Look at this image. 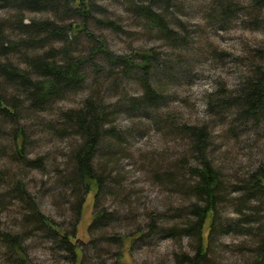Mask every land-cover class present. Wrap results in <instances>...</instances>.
I'll list each match as a JSON object with an SVG mask.
<instances>
[{
	"label": "rangeland",
	"instance_id": "obj_1",
	"mask_svg": "<svg viewBox=\"0 0 264 264\" xmlns=\"http://www.w3.org/2000/svg\"><path fill=\"white\" fill-rule=\"evenodd\" d=\"M94 1L99 6L93 13L96 19L112 24H97L92 19L88 29L104 37L113 53L131 56L141 49L160 56L149 77L158 99L130 107L132 98L144 94L140 70L134 68L116 80L119 69L98 56L95 63L106 72L87 65L81 90L65 94L33 118L24 115L22 121L29 127L27 161L17 159L12 126L0 120V264H71L53 237L27 221L30 209L15 195L14 183L22 182L39 210L60 223L63 231H71L78 198L61 185L58 172L65 168L78 140L73 132H62L61 113L81 107L87 98L110 104L114 114L109 125H114L120 138L104 141L98 161L100 171L108 177L102 198L96 206L89 197L77 221L78 244L85 248L94 240L86 264H98L100 252L106 264H189L196 241L187 232L169 234L171 229L186 231L193 219L188 209L196 196L184 192L192 186L191 169L198 164L188 127L208 130V155L222 181L209 264H255L257 248L264 241V234L258 235L264 233V198L252 197L242 205L239 200L244 182L264 163V124L256 127L238 120L235 107H220L218 101L239 89L252 75L255 62L264 64L260 56L264 53V18L253 12L251 0H231L236 10L225 20L220 0H173L170 11L163 0ZM142 5L164 14L174 37L148 27L135 11ZM20 19L25 24L51 19L61 25L81 20L64 9L61 15L32 12L0 0V37L5 41L6 57L21 67H26V56L45 53L51 47L59 53L66 47L74 55L90 53L92 43L82 32L78 37L72 33L64 43L53 40L17 50L14 44L27 37L20 29ZM107 147L111 150L103 152ZM101 209L114 217L91 230L92 216ZM153 222L160 227L155 232ZM4 234L22 236L27 262L8 249ZM131 239L130 253L120 254L124 240Z\"/></svg>",
	"mask_w": 264,
	"mask_h": 264
},
{
	"label": "trees",
	"instance_id": "obj_2",
	"mask_svg": "<svg viewBox=\"0 0 264 264\" xmlns=\"http://www.w3.org/2000/svg\"><path fill=\"white\" fill-rule=\"evenodd\" d=\"M163 1L167 3L165 5L166 10L170 11L173 7L171 4L173 0ZM221 1L220 11L222 19L225 20L231 16L236 7L232 6L231 0ZM7 4L20 10L52 11L56 12L57 15H61L64 9L67 15L75 16L81 20L79 23L61 25L51 19L33 20L29 24H25L20 19V29L27 37L14 44V48L17 50L28 47L37 48L48 42H53V40L64 43L68 41L72 33L78 37L80 32L86 34L92 43L88 55H74L70 53L69 47L61 49L62 51L59 53L58 50L51 47L45 53L26 56V67H21L6 57L5 41L4 39L1 41L0 37V120L12 126V138L17 149L18 160L27 161L25 151L29 127L22 121L25 120L24 115L27 118H33L37 114L36 112L44 110L55 100L64 97L65 94L81 90L87 77L85 73L87 65L92 64L97 72H106L105 67L96 65L95 59L98 56H102L110 65L119 69V75H114L116 80L129 75L134 68L140 70L144 94L141 98H132L128 103L130 107L135 108L142 103L157 101L158 96L150 87L149 77L153 67L157 66L160 56L152 50L141 49L135 50L131 56L113 53L108 48L104 37L97 36L88 29L89 20L92 19L95 20L92 21L93 23L112 24V21L96 19L93 13L99 6L94 0H7ZM251 9L260 15L259 19L264 18V0H251ZM135 11L137 16L145 19L148 27L158 28L165 35L174 37V32L170 30L164 14L158 13L149 5L137 6ZM260 56L264 59V53H261ZM135 59H138L139 62L135 63ZM252 68V75L243 80L239 89L235 93L232 92V95H225L226 97L218 101V104L223 108L235 107V116L238 120L258 127L264 124V64L259 65L255 62ZM9 87L13 88L14 92H9ZM113 112L114 110L110 109V104L106 100L98 98L96 101L87 98L81 107H72L63 110L61 113L65 125V131L62 132L71 131L77 135L78 140L71 150L65 168L60 174L58 172L61 185L78 198L73 205L76 219L70 232L63 231L60 223L56 224L53 219L39 210L36 201L27 195L25 185L22 182L14 183L15 195H18L30 209L27 221H31L35 225V229L38 228L53 237V241L67 252L71 264H86L90 260L88 253L94 244L92 243L94 240H91L85 248L78 244L77 221L81 220L83 208L89 197H93L97 206L105 189L104 186L108 177L100 171L99 166L102 163L99 165L98 161L104 141L110 138H120V133L116 131L114 125H109ZM187 131L192 138V152L198 164L191 169L195 180L192 186H188L184 192L187 195L192 193L193 196H196L195 201L190 203L188 209L193 219L187 223L186 231L160 230L169 232V234L187 232L189 236L194 238L197 245L195 254L189 255L187 262L189 264H209L211 238L217 231L216 225L218 226L219 222L222 181L219 170L208 155L210 142L208 130L206 128L188 127ZM107 150L110 151V147L105 148L103 152ZM34 163L40 164L38 160ZM241 190L243 191L242 199L239 200L241 205L247 203L252 197L264 198V163H261L250 178L244 182ZM112 217H114V213H109L106 209L95 212L92 216L90 229L104 226V223L111 220ZM154 222L151 224V228L155 232L160 227ZM4 239L8 249L21 260L27 262L25 250L22 247V236L4 234ZM132 244V239L124 240L123 247L119 251L120 254L130 253ZM256 252L258 259L255 264L263 263L264 241L262 239ZM98 255L97 261H100L98 264H106L102 252Z\"/></svg>",
	"mask_w": 264,
	"mask_h": 264
}]
</instances>
